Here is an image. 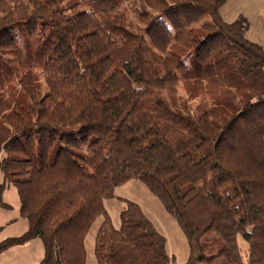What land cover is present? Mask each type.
Segmentation results:
<instances>
[{"label": "trees", "instance_id": "16d2710c", "mask_svg": "<svg viewBox=\"0 0 264 264\" xmlns=\"http://www.w3.org/2000/svg\"><path fill=\"white\" fill-rule=\"evenodd\" d=\"M130 1L0 0V205L15 186L29 221L0 251L40 237L39 264H86L103 216L99 264H179L138 202L109 215L138 179L185 232L183 264H264V48L226 0H137L135 20Z\"/></svg>", "mask_w": 264, "mask_h": 264}, {"label": "rangeland", "instance_id": "374dc122", "mask_svg": "<svg viewBox=\"0 0 264 264\" xmlns=\"http://www.w3.org/2000/svg\"><path fill=\"white\" fill-rule=\"evenodd\" d=\"M255 1L264 10V0H226L220 9V13L226 21H233L239 16H245L250 26L248 31L249 38L258 41V44H264V24L256 16L257 7L254 4ZM138 6L139 2L137 0H132L126 4L127 13L131 20L136 19ZM210 59L209 52L201 61L205 62ZM187 62L188 60L185 61V63ZM184 71L185 67L182 64L178 67L177 72L178 74H183ZM38 73L43 82L41 71L38 70ZM179 94L181 96L186 95L183 78L180 81ZM195 104L196 102L194 101L189 102L190 110H194ZM2 178L3 174L0 171V180ZM115 193L116 197L105 200V206L116 227L120 225V212L126 206L125 199L136 201L153 220L159 231L166 236L168 252L175 256L179 264L187 261L190 246L185 232L176 218L166 210L164 204L148 189L145 183L138 179H131L117 187ZM2 200L8 206L0 205V242L9 237L21 235L29 228L28 219L20 211V197L17 188L13 185L7 187L2 194ZM102 221L103 216L97 217L87 233L85 239L86 264H99L95 246L97 231ZM239 244L243 260L246 262L248 260V243L240 237ZM44 255L43 240L40 237H34L26 243L11 245L0 251V264H39Z\"/></svg>", "mask_w": 264, "mask_h": 264}, {"label": "crops", "instance_id": "0c3cea01", "mask_svg": "<svg viewBox=\"0 0 264 264\" xmlns=\"http://www.w3.org/2000/svg\"><path fill=\"white\" fill-rule=\"evenodd\" d=\"M254 4H255V6L257 7V10H256V16L258 17V18H260L261 19V21L263 22V24H264V10L259 6V4H258V2L257 1H255L254 2ZM250 30V26H249V29H248V31ZM248 31H247V37L249 38V36H248ZM250 39V38H249ZM251 41H253V42H258V41H254V40H252V39H250ZM260 45L262 44V43H259ZM263 46H264V44H262ZM261 45V46H262ZM262 46V47H263ZM264 48V47H263Z\"/></svg>", "mask_w": 264, "mask_h": 264}]
</instances>
